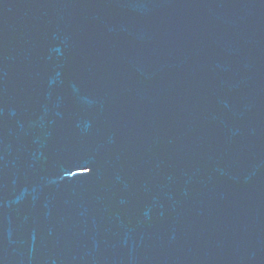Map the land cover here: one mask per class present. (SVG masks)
Wrapping results in <instances>:
<instances>
[{
  "label": "water",
  "instance_id": "obj_1",
  "mask_svg": "<svg viewBox=\"0 0 264 264\" xmlns=\"http://www.w3.org/2000/svg\"><path fill=\"white\" fill-rule=\"evenodd\" d=\"M0 264H264V0H0Z\"/></svg>",
  "mask_w": 264,
  "mask_h": 264
}]
</instances>
